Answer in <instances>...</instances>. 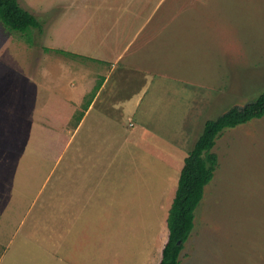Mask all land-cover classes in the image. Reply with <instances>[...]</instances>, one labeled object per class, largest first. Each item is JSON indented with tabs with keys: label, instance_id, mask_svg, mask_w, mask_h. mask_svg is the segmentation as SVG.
Wrapping results in <instances>:
<instances>
[{
	"label": "rangeland",
	"instance_id": "1",
	"mask_svg": "<svg viewBox=\"0 0 264 264\" xmlns=\"http://www.w3.org/2000/svg\"><path fill=\"white\" fill-rule=\"evenodd\" d=\"M19 1L43 27L29 28L28 41L29 35L9 30L0 20V264H84V248L105 244L109 259L100 264H145L141 243L154 240L160 187L152 189L156 194L139 220L112 210L92 220L84 209L71 211V203L69 212L64 209L70 201L66 195L61 200L66 185L61 171L71 166L67 179L76 183L88 173L84 167L75 171L77 164L92 163L97 144L120 140L124 124L110 118L121 107L109 101L96 104L78 127L100 75L110 67L56 48L76 52L63 43L77 37L81 27L91 31L94 9L96 16L105 6L113 8L104 9L107 17L94 19L100 32L111 27L108 42L125 40L121 64L130 58L133 72L156 70L149 84L163 87L158 95H174L158 101L162 113L149 129L192 149L207 119L264 91V0ZM133 35L137 39L129 43ZM135 76L130 80L127 70V76L115 75L109 84L129 88ZM114 93L103 91L100 98ZM154 106L143 101L137 123H124L143 136L138 121ZM213 151L219 165L195 209L179 264H264V116L225 128ZM91 228L101 231L96 235ZM166 230L164 224L163 242ZM157 260L150 256L146 264Z\"/></svg>",
	"mask_w": 264,
	"mask_h": 264
},
{
	"label": "crops",
	"instance_id": "2",
	"mask_svg": "<svg viewBox=\"0 0 264 264\" xmlns=\"http://www.w3.org/2000/svg\"><path fill=\"white\" fill-rule=\"evenodd\" d=\"M105 7V10L113 11V8H110V6ZM104 9L103 12L99 10L100 13L96 16L93 15L95 12L94 9L92 13V23L89 24V26L92 25L90 32H83L81 29V26H83L82 24L80 26L81 28L76 31L78 36H74L71 41L69 39L63 44L69 45L71 49L76 51L73 53L77 54L79 57H91L100 64H109L110 67L107 75H100L102 80L96 89V93L92 96L90 102L88 103V108L82 114L78 127L96 104H105L112 101L113 104L121 107V113L117 115L120 116L121 119L115 115H113V117L110 116V118L115 123L120 122L124 124L123 134L118 137L120 140L107 142L103 145L97 144V147L93 150V153L97 155L94 156L92 163L77 164V168L74 169L75 171L83 172L81 167H84L88 173H83V177L81 179H75L76 183L67 179L66 171L72 167L64 166L65 170L61 171L62 179L60 180L61 183L65 181L66 185L64 190L62 188L60 189L61 200L63 203L65 200L64 196L66 195L67 200L70 201L64 206L66 211L69 212V209L67 210L66 208L69 206L68 203H71V211H73V209L78 211L84 209L83 211L86 212L87 217L90 215L92 220L105 218V214L107 213L106 211L110 212V210H112L114 215L116 213L119 216L125 215L130 219L139 220L140 216L141 218L143 217L142 213H146L148 208H150L148 203L151 201L152 196L156 193H160L162 197L159 204L161 206L160 209L162 210L161 215L158 218V226L154 229V240L151 245L148 243L149 241L143 240L141 243L142 248L140 250L141 253L143 252L145 255V264L150 256L151 258L158 256V260L155 264H159L162 258L163 247L169 235V229L167 226L166 240L163 242V226L165 224L166 228L169 208L171 207L175 196L180 171L184 164V159L191 148L189 149V147H187L190 146V144H172L166 138L164 139L162 137L161 133L157 131L158 129H155L156 131L149 129L148 124L150 122L156 123L154 120H157V115H161L162 113L163 103L160 105V102L158 105V101L162 98H172L174 95L167 96L164 95L163 92L159 93L163 96L162 97L161 95H158V91L163 87L157 83L155 85L149 84V80L151 79H149V76L154 75L152 73L156 70L149 73L147 70L143 73L140 71L133 72L130 67V58H126V60L123 61L124 64H121L124 59L123 56L125 52L122 51V47H124L123 42L125 40L119 44L115 42L116 40L114 41V39L111 38L112 42H108L112 33L111 27H104L102 28V32H100V28L95 25L96 21L107 17V14L104 13ZM111 16L114 17V12ZM136 29L137 28H135L131 34L135 33ZM105 31H107L105 38H100L99 35L101 33L103 34ZM133 37H131V40L128 41L129 43L137 39L135 38L136 36L133 35ZM78 39H81V41ZM116 45L118 48H116L115 52H112V48H115L114 46ZM108 46L109 51L107 49ZM125 51H127V49ZM130 55L132 56V54H129V56ZM127 70L130 71V80L134 79L136 77L135 75H137L136 81H130L128 85L129 88L123 86L124 84H109L110 81H113L115 75L119 76L123 73L127 76ZM107 81H109L108 84ZM151 85L153 86L152 89L149 88ZM126 88L129 90L127 93L122 91ZM103 91H117V93H114V96H109L108 98L105 96L107 99H102L100 96ZM143 101L144 105L150 104L155 106L152 112H148L146 115L142 114V122L138 121L142 128L143 135L140 136L136 130L130 129L129 126H134V123H137L136 120H138L139 107ZM77 102L78 101L76 100V103ZM174 105L175 103L170 105V107L175 113ZM122 108H124V110H122ZM125 120L128 121L127 123L129 126L124 123ZM163 122V119L157 121V123ZM112 134L116 135V133ZM105 136L106 135H104L103 138H105ZM99 145H101V148L97 150V148L100 147ZM169 145H171V147L167 148ZM186 147L188 149H185L184 151L183 148ZM95 150H97V152ZM81 186L82 188L86 187L87 190H82ZM158 187H160V192L157 191L156 193H153L152 189H157ZM62 191H65V193ZM90 196H92L91 200L86 201ZM125 204L127 205L125 206ZM104 206L106 208H104ZM163 213L165 217L163 216ZM163 218L164 224H162L161 221ZM100 231V229L93 231L92 228L90 230V232H94L95 234L97 233L96 235H98ZM147 237L149 238L150 236ZM156 241H159L161 244L157 243L156 245ZM129 242L131 243L130 239ZM105 245L103 247L97 245L95 248H84V264H100L101 260H108V251L105 248ZM109 246L110 245L107 242V247L109 248ZM155 247L158 248L156 252H154L157 249H155Z\"/></svg>",
	"mask_w": 264,
	"mask_h": 264
},
{
	"label": "trees",
	"instance_id": "3",
	"mask_svg": "<svg viewBox=\"0 0 264 264\" xmlns=\"http://www.w3.org/2000/svg\"><path fill=\"white\" fill-rule=\"evenodd\" d=\"M0 20L9 30L29 35L28 41H31L29 28L43 27L39 17L24 7L19 0H0ZM56 51L67 55L75 54L62 48H56ZM262 116L264 91L247 104L234 105L205 121L204 128L185 157L180 171L177 189L167 217L169 235L159 264L180 263L184 242L194 227L195 209L204 195L205 186L212 180L219 165V157L213 151V147L221 132L225 128Z\"/></svg>",
	"mask_w": 264,
	"mask_h": 264
}]
</instances>
